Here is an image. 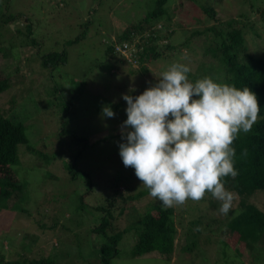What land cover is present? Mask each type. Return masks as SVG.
Returning a JSON list of instances; mask_svg holds the SVG:
<instances>
[{
  "label": "rangeland",
  "instance_id": "obj_1",
  "mask_svg": "<svg viewBox=\"0 0 264 264\" xmlns=\"http://www.w3.org/2000/svg\"><path fill=\"white\" fill-rule=\"evenodd\" d=\"M192 1L172 3L169 25L175 30L171 38L174 42L212 23L195 20L201 0ZM232 1L219 2L221 20L238 13ZM154 6L155 0H9L0 7L1 13L20 14L17 20L0 26V68L6 69L10 83L0 92V108L25 125L29 142L40 153H27L23 144L18 145L19 162L12 169L22 189L10 199H0V259L5 261L0 264L41 257H50L56 264H100L102 236L91 232L98 220L91 207L110 199L117 185L121 193L145 188L119 156L118 144L124 142L120 126L127 118L121 94L139 95L173 62L188 64L195 73L199 61H212L202 57L204 35L191 37L190 45L185 44L169 60H152L146 72L132 66L125 53L106 52L112 34L140 20ZM246 19L262 34V39L247 34L249 50L254 51L264 43V0H254ZM26 24L31 28L29 36L36 42L24 46L20 44L30 40ZM80 32L85 36L70 43ZM62 50L67 52V63L59 64L52 72L43 67V55ZM185 50L188 59H183ZM103 105L111 106L113 118L101 115ZM76 135L87 137L88 144L77 161L81 172L73 180L65 163L81 146L74 142ZM104 137L108 139L98 141ZM205 196L207 200L213 198L207 192ZM149 197L126 203L116 224L126 227L137 223L139 211L144 210ZM207 200H188L175 206L176 214L191 216L202 209L224 218ZM257 202L264 207V197ZM234 203L235 200L232 207ZM132 236L130 232L122 236L118 254L110 264H190V254L182 252L179 256L177 252L183 251L184 241L179 237L175 254L178 258L166 261L156 252L132 257ZM227 253V264H264V258L250 262L246 252L236 255L228 249Z\"/></svg>",
  "mask_w": 264,
  "mask_h": 264
},
{
  "label": "trees",
  "instance_id": "obj_2",
  "mask_svg": "<svg viewBox=\"0 0 264 264\" xmlns=\"http://www.w3.org/2000/svg\"><path fill=\"white\" fill-rule=\"evenodd\" d=\"M8 1L0 0V7L6 6ZM182 1L184 0H155V6L149 13L135 23L124 25L119 32L111 35V43H107L106 52L118 53L120 51L115 49L116 45L134 44L133 54L125 58L132 66L146 72V66L147 64L149 66L152 60L156 61L158 58L169 60L177 55L185 44L190 45L188 40L191 37L204 35L202 57L212 58V61H199L196 72L188 74L189 79L195 82L207 76L218 83L231 84L241 89L248 87L256 94L261 107L259 119L250 132L246 134L241 132L233 144L238 175L234 179L224 178L226 189L236 194L234 207L224 218L216 217L211 211L202 209L191 216L187 214L188 211L187 215L183 213L178 215L175 207L165 208L160 201L149 197L148 203L142 207L144 210L139 211L137 223L122 227L116 224V220L124 214L126 203L150 195L146 188L121 193L117 185L110 199L91 207V211L95 213L93 217L98 219L91 232L102 236L99 245L100 264L111 263L118 254L119 241L128 232L133 234L130 239L132 257L156 252L166 261H172L177 251L176 240L179 237L184 241L181 245L183 251L177 252L180 253L179 256L182 252L190 254V264H227L228 249H232L236 255H244L246 252L250 262L264 258V207L257 202L259 197H264V43L250 51L246 39L248 33L262 39V34L253 28V22L246 19L254 6V0L232 1L236 9L238 8V13L229 15L225 21L221 20L217 9L221 0L199 1V6L197 5L199 13L196 12L195 20L207 19L212 20V23L203 26L202 29H193L189 37L174 42L171 38L175 35V30L169 25L170 8L172 3ZM19 17V13L0 12V26L9 24ZM26 31L31 41L25 39L20 45L36 42L34 37L29 36L31 33L29 24H26ZM14 32L18 35L16 29ZM85 32H80L69 42H77L85 36ZM6 46L5 44V48ZM41 62L43 67L52 72L59 64L67 63V52L62 50L60 53H47L41 57ZM5 73L6 69L0 68V92L9 88V75ZM106 139L108 137L98 141ZM74 142L81 146L65 163L66 171L73 180L78 178L81 172L77 167V161L85 144H88V139L76 135ZM20 144L25 146L27 153L40 154L29 142L25 125L1 109L0 199H10L15 196L17 190L22 189L21 181L12 169V165L19 162ZM244 149H247V155L242 154ZM84 174L89 175L87 172ZM117 200L120 202L117 203ZM202 200H207L206 196ZM81 201L83 202V198ZM207 201L214 211H218L219 201L214 198ZM113 210H117L116 214ZM0 261L5 262L2 259ZM15 264L56 263L50 257H41Z\"/></svg>",
  "mask_w": 264,
  "mask_h": 264
},
{
  "label": "clouds",
  "instance_id": "obj_3",
  "mask_svg": "<svg viewBox=\"0 0 264 264\" xmlns=\"http://www.w3.org/2000/svg\"><path fill=\"white\" fill-rule=\"evenodd\" d=\"M190 72L188 64L174 62L139 95L121 94L127 118L120 126L119 156L163 207L198 202L207 192L227 216L236 194L226 189L224 178L238 175L233 144L252 130L261 107L248 87L207 76L192 82ZM101 115L115 113L103 105Z\"/></svg>",
  "mask_w": 264,
  "mask_h": 264
},
{
  "label": "built area",
  "instance_id": "obj_4",
  "mask_svg": "<svg viewBox=\"0 0 264 264\" xmlns=\"http://www.w3.org/2000/svg\"><path fill=\"white\" fill-rule=\"evenodd\" d=\"M134 44H122V45H116L115 49L125 53L127 57L131 56L133 54V50H135V48H133ZM131 49V50H130Z\"/></svg>",
  "mask_w": 264,
  "mask_h": 264
}]
</instances>
